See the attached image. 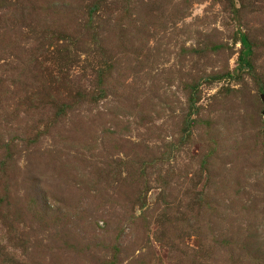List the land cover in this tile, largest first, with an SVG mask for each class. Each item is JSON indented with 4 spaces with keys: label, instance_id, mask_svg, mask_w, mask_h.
I'll list each match as a JSON object with an SVG mask.
<instances>
[{
    "label": "rangeland",
    "instance_id": "obj_1",
    "mask_svg": "<svg viewBox=\"0 0 264 264\" xmlns=\"http://www.w3.org/2000/svg\"><path fill=\"white\" fill-rule=\"evenodd\" d=\"M0 264H264V0H0Z\"/></svg>",
    "mask_w": 264,
    "mask_h": 264
},
{
    "label": "trees",
    "instance_id": "obj_2",
    "mask_svg": "<svg viewBox=\"0 0 264 264\" xmlns=\"http://www.w3.org/2000/svg\"><path fill=\"white\" fill-rule=\"evenodd\" d=\"M242 44L244 45V47L248 48V44L245 40H242ZM243 55L248 56V55H250V52L248 50H246ZM240 59L244 63V61H245L244 56H242Z\"/></svg>",
    "mask_w": 264,
    "mask_h": 264
}]
</instances>
